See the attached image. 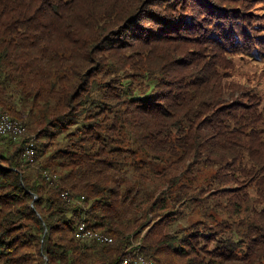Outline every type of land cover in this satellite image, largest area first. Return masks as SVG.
<instances>
[{"label":"trees","instance_id":"obj_1","mask_svg":"<svg viewBox=\"0 0 264 264\" xmlns=\"http://www.w3.org/2000/svg\"><path fill=\"white\" fill-rule=\"evenodd\" d=\"M263 27L264 0H0L25 128L0 135V264H264L262 88L237 73Z\"/></svg>","mask_w":264,"mask_h":264},{"label":"bare ground","instance_id":"obj_2","mask_svg":"<svg viewBox=\"0 0 264 264\" xmlns=\"http://www.w3.org/2000/svg\"><path fill=\"white\" fill-rule=\"evenodd\" d=\"M0 113L8 116V118H6V125L10 126V132H12V135L15 138H17L16 137L17 135L24 133V131H25L24 126L21 123H17V122L12 121L10 119V116L5 111L2 110L1 106H0ZM7 134H9V132H0V135H7ZM29 142H32V139ZM26 155H28V146L26 148ZM85 226L86 225L84 223H81L79 225V228L77 231H82V235H90V237H94L95 238L94 240H97V241L103 242V239H104L105 243L112 242V239L108 235L103 234V233H99V232L98 233L92 232V231L86 229ZM77 236H78V234H77ZM80 238L89 239L86 237H80ZM142 257L143 256H141L140 254H136L135 257L134 256L133 257H126L121 261L120 264H124L126 261H128V264H135V258H142ZM144 264H154V263L151 260H148L145 258Z\"/></svg>","mask_w":264,"mask_h":264},{"label":"rangeland","instance_id":"obj_3","mask_svg":"<svg viewBox=\"0 0 264 264\" xmlns=\"http://www.w3.org/2000/svg\"><path fill=\"white\" fill-rule=\"evenodd\" d=\"M258 0H253V2ZM263 12V11H262ZM257 20V17H255ZM264 28V27H263ZM238 79L241 83H244L246 80H249V82L257 84L260 83V87L262 88V100H263V106H264V55H262L260 58H256L251 62H248L245 65H241L238 70ZM246 83V82H245ZM135 243V246L138 245Z\"/></svg>","mask_w":264,"mask_h":264},{"label":"built area","instance_id":"obj_4","mask_svg":"<svg viewBox=\"0 0 264 264\" xmlns=\"http://www.w3.org/2000/svg\"><path fill=\"white\" fill-rule=\"evenodd\" d=\"M6 118H8V116L0 113V132H10V126L6 125ZM26 146H28L27 157L32 158L35 155L34 141L32 140V142H28ZM76 234H78L79 237L95 239L94 237H90V235H82V231H77ZM103 243H104V239H103ZM144 260H145L144 256L142 258H135V264H144ZM124 264H128V261H126Z\"/></svg>","mask_w":264,"mask_h":264}]
</instances>
